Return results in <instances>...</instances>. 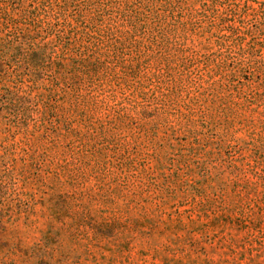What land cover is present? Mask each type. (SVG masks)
<instances>
[{"label": "rangeland", "instance_id": "1", "mask_svg": "<svg viewBox=\"0 0 264 264\" xmlns=\"http://www.w3.org/2000/svg\"><path fill=\"white\" fill-rule=\"evenodd\" d=\"M0 264H264V0H0Z\"/></svg>", "mask_w": 264, "mask_h": 264}]
</instances>
